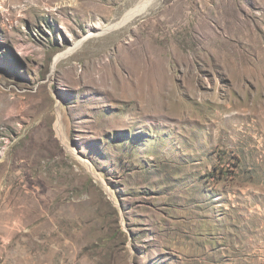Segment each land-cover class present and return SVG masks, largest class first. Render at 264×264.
I'll list each match as a JSON object with an SVG mask.
<instances>
[{
  "label": "rangeland",
  "instance_id": "rangeland-1",
  "mask_svg": "<svg viewBox=\"0 0 264 264\" xmlns=\"http://www.w3.org/2000/svg\"><path fill=\"white\" fill-rule=\"evenodd\" d=\"M145 2L0 0V264H264V0Z\"/></svg>",
  "mask_w": 264,
  "mask_h": 264
},
{
  "label": "bare ground",
  "instance_id": "bare-ground-1",
  "mask_svg": "<svg viewBox=\"0 0 264 264\" xmlns=\"http://www.w3.org/2000/svg\"><path fill=\"white\" fill-rule=\"evenodd\" d=\"M146 1L145 2V5H138L139 8H136L134 10H131L129 11L128 13H126V15L121 19V21L111 27H109L108 30H111V29H115V28H118L124 24H126L128 21L132 20L133 18H135L136 16H139L141 15L142 11L148 6V3H150L151 1L153 0H144ZM145 12V11H144ZM72 52V49L67 51L66 53L64 54H61V55H58L55 57L54 59V62L56 63L57 61H59L61 58H64L66 57L67 55H69L70 53ZM135 96V95H134ZM249 120V119H248ZM57 127L58 129L60 128V125H59V121L57 120ZM60 130V129H59Z\"/></svg>",
  "mask_w": 264,
  "mask_h": 264
}]
</instances>
